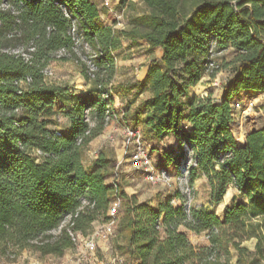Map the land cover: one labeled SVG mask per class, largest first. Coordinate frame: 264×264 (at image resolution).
<instances>
[{"label": "trees", "instance_id": "1", "mask_svg": "<svg viewBox=\"0 0 264 264\" xmlns=\"http://www.w3.org/2000/svg\"><path fill=\"white\" fill-rule=\"evenodd\" d=\"M125 1L119 0V7ZM141 1L146 11L133 17L126 30L104 25L93 0H8L17 13L0 10V254L15 257L33 249L62 255L73 243L64 229L57 235L50 231L85 197L89 204L79 209L73 225L85 235L93 221L106 220L117 194L121 215L115 237L127 264H229L230 247L238 252L237 262L249 256L248 264H264V122L246 132L241 144L231 129L234 97L241 91L264 92V0ZM72 18L98 67L91 77L80 60L91 80L85 96L44 80L43 70L57 50L76 55L69 34ZM123 38L144 40L161 55L131 87L139 94L148 86L151 96L137 105L128 126L141 127L158 142L174 135L177 145L168 158L176 169L187 160L186 145L196 162L190 168L192 184L201 172L212 202L219 203L232 184L246 204L227 205L222 219L204 208H192L188 218L170 199L152 206L127 195L120 183L107 181L115 162L106 149L85 167L89 143L102 132L111 111L113 52ZM212 38L218 50L232 48L236 64L217 100L188 95L206 71ZM29 43L35 47L30 61L4 51ZM182 96L188 97L185 103ZM56 105L70 120L63 132L53 127ZM180 225L206 231L210 246H193ZM251 238L256 239L253 253L241 245Z\"/></svg>", "mask_w": 264, "mask_h": 264}, {"label": "rangeland", "instance_id": "2", "mask_svg": "<svg viewBox=\"0 0 264 264\" xmlns=\"http://www.w3.org/2000/svg\"><path fill=\"white\" fill-rule=\"evenodd\" d=\"M93 1L96 3L99 11L104 14V20L109 19L112 25H114V29H129L132 18L146 11V7L142 2L140 3L139 0H126L123 7H119L118 0H112V11L102 7V0ZM106 21L107 20H105V22ZM113 55L115 61L114 73L108 84L111 85L114 92L111 110L115 113L116 117L107 125L105 124L102 132L91 140L84 158V165L86 168H89L98 151L103 148L109 151L115 162L112 175L109 176L107 181H116L122 186H126V188L123 189L128 192L130 191L129 186H132L136 191L142 188L148 193L146 196L148 199L154 198L165 192L175 193L176 185L173 178H170L168 181H151L147 176L155 173L161 166L165 167L170 175L176 173V168L172 162L169 161L168 155L169 151L177 145V138L165 137L158 142L154 140L146 130H142L141 127H138L143 138L142 144L147 149V164L136 166L130 160V152L128 151L129 153L124 154V127L128 126L130 117L137 107L135 104L138 101L137 94H135V90L131 89V87L136 82H141L144 79V77L142 79L139 78L141 77L140 72L152 59L159 60L161 57L160 51L157 47L151 48L144 40L123 38L121 40V45L113 52ZM61 57H65V59L62 60L55 57V59L46 66V70L44 71L45 82L48 84L55 83L65 86L68 88V93H74L80 96L87 95L91 87V80L87 79L85 76L86 70L83 63L74 54H67ZM233 57L234 52L230 47L221 51L216 49L211 60L214 62L217 70L214 71L213 75L204 71L200 80L194 86H191L188 92L189 90H193L196 93L193 95L200 97L211 95V98L214 100L219 99L225 83L232 77L233 70L236 66V64L232 62ZM187 98L188 97L182 96V102L185 103ZM232 104L234 105L233 113L235 119L231 124V129L236 143L241 144L244 141L246 132L257 129L264 122V92L253 93L241 91L234 97ZM54 110H56V113L53 118L56 122L59 121L57 125L60 124L61 121L69 120L64 111L58 110L57 105L54 107ZM246 110H250L253 116H248L247 120L244 121V124L241 126L240 123H242ZM121 112L124 113L125 116H122ZM86 113L88 115V111H86ZM87 118L88 122L92 123L90 114ZM53 127L61 132L65 130L62 125H58L57 127L53 125ZM129 149L131 150L133 147H129ZM34 155H37V152H34ZM128 164H130L129 166L131 169H126V171L132 173V175L125 179V171L122 169L123 166ZM228 186H230V184ZM193 187L192 206L197 209L204 208L222 219L225 211L223 205L225 201H227L231 190H229L228 194L225 196L223 195L219 203H214L210 200V185L207 179L195 181ZM232 189L231 195L233 196L230 201L226 203L241 202L242 197L240 193L235 188ZM157 191L159 192L157 193ZM120 215L121 211L118 209V218ZM102 222L103 221L100 219L93 221L86 230L87 233L85 235L80 234L79 243L66 249L62 255H42L37 250L25 249L13 258L0 254V264H31V262L35 260L42 263L76 264L77 260L80 258V264H115L114 259L116 258H121V263L127 264L125 254L117 249L115 235L117 233L118 219L112 234L107 235L101 232L96 239L95 249L87 250L84 247L82 239L99 228ZM178 230L185 233L188 241L193 246L197 248L210 246V243H208V245H202L203 241L208 239L206 231L200 233L195 232L197 234L195 238V235L192 233L193 231L189 230L184 225H180ZM255 242L256 239L251 238L243 241L241 245L246 247L250 253H253ZM229 255V264H248L250 259L249 256H247L246 258H242L240 262H237L239 255L233 247L229 248ZM222 257L223 255H221V258Z\"/></svg>", "mask_w": 264, "mask_h": 264}, {"label": "built area", "instance_id": "3", "mask_svg": "<svg viewBox=\"0 0 264 264\" xmlns=\"http://www.w3.org/2000/svg\"><path fill=\"white\" fill-rule=\"evenodd\" d=\"M119 3V0H118ZM102 7L106 8L109 11H112L113 4L112 0H102L101 2ZM62 13L66 17H70L71 13L69 9L65 5H60ZM0 10H8L12 13H17V10L15 7H13L8 0H0ZM114 28V26H113ZM69 34L72 38L73 46L72 49L77 55V57L83 61L87 67L88 74L93 77L95 72L98 70V67L96 66L95 62L93 61V57L95 55L92 54V50L88 42L84 39L82 34L78 32V22L77 19L72 18L71 19V25L69 29ZM217 49V42L214 38L210 40V49H209V59L206 66V72L211 73L213 69L215 68L214 62L211 60V57L214 53V51ZM35 50L34 44L29 43L27 46L18 45L15 47H8L5 48L4 51L10 54H13L15 56L22 57L25 61H30L32 55L31 53ZM69 54L68 51L65 48H61L57 50L54 54L56 58H60L61 56H65ZM46 68V67H45ZM44 68V71L46 70ZM30 80L29 77L25 79V81H19L20 85H24L26 82ZM104 97H107L106 94H103ZM234 107V105L232 104ZM123 115V113L121 112ZM115 113L111 110L106 115L105 124L107 125L113 118H115ZM124 133H125V143H124V154H127L130 152V160L131 162L136 166H141L144 164H147L148 157L145 146L142 144L143 138L140 133L139 128H132L130 126L124 127ZM129 147H133V149H129ZM176 148V146H174ZM129 151V152H128ZM183 151L186 153L187 160L186 162L182 163L177 169L176 173L174 175H170L165 168H159L155 171V173L148 175V179L151 181H158V180H165L168 181L170 178L174 179V183L176 185V190L180 196H179V204L184 208V211L187 215V217H190V210L194 208L192 206V198H193V191H194V183L192 184L190 181V168L196 166V162L193 158L192 150L184 145ZM39 151H37V154ZM221 161H223L224 156H222ZM173 201H171L172 203ZM80 207L76 209L74 213H67L59 226L55 229H53L51 234L57 235L61 232L62 229L66 231L69 238L71 239L73 245H76L80 241V233L73 229L74 225V219L78 214L79 209L83 208V206L89 204V200L85 197H82L80 200ZM121 204V198L115 194L113 198L111 199L108 211H107V218L102 222V224L99 226V228L95 229L91 234H88L86 237H84L83 245L87 250H93L96 247V239L101 234V232H104L107 235H110L114 232L116 222L118 219V209ZM54 231V232H53ZM13 258V255H10ZM81 258L77 260L76 264H80ZM115 264H122L121 258L114 259ZM31 264H53V263H42L38 260L32 261Z\"/></svg>", "mask_w": 264, "mask_h": 264}, {"label": "crops", "instance_id": "4", "mask_svg": "<svg viewBox=\"0 0 264 264\" xmlns=\"http://www.w3.org/2000/svg\"><path fill=\"white\" fill-rule=\"evenodd\" d=\"M140 1V3L142 2L141 0H139ZM99 16H100V19H101V21H102V23L104 24V25H107V26H114V25H112V23L109 21V19H105V20H107L106 22H105V20H104V14H102V12L100 11V14H99ZM109 21V22H108ZM231 48V47H230ZM232 49V48H231ZM146 67V70H147V67H148V65H146L145 66ZM145 73H146V71H145ZM145 73H144V76H145ZM143 76V77H144ZM140 79H142L141 77H139ZM193 88V87H192ZM193 94H196L193 90L192 91H190L189 90V92H188V95H193ZM222 94V93H221ZM221 94H220V97H221ZM198 95V94H197ZM151 96V90H150V88L147 86V88L144 90V91H142L141 93H139V94H137V99H138V101L136 102V106L138 105V103L140 102V101H143V100H145V99H147V98H149ZM140 100V101H139ZM187 114V112L185 111L184 112V115H186ZM57 122H59V121H57ZM57 122H56V124L54 125V126H64V128H65V130L66 129H68L69 128V126H70V120H67V121H61V123L60 124H58L57 125ZM182 125L184 126V127H186V128H188L189 126H190V124H189V122L186 120V119H184L183 120V122H182ZM171 138V137H174L175 139H176V137L175 136H173V135H168V136H166V138ZM130 164H128V165H126V166H123V171H125V173H124V176H125V179H127V177H129L130 175H132V173H128L127 171H126V169L127 170H130L131 168H130V166H129ZM124 179V180H125ZM201 179H207L206 178V176L203 174V173H201V172H199L198 173V175H197V177H196V179H195V181H197V180H201ZM194 181V182H195ZM128 187V186H127ZM123 188L125 189L126 188V186H123ZM129 192L128 191H125L126 193H127V195H133L138 201H147V202H149L152 206H155L156 204H157V202H158V200H169L170 199V203H171V201H173L171 204L173 205V206H177L178 204H179V198L177 197V196H175V193H171V192H165V193H162V194H159V195H157V196H155L154 198H150V199H148L146 196L148 195V193L146 192V190H144V189H139V191H136V190H134L133 188H132V186H129ZM228 188V189H227ZM226 189V192H225V194H224V196L226 195V194H228V191L229 190H231V193H230V195H229V197H228V199H227V201H225V203H224V205H223V207L225 208L226 207V205H229L230 203H226V202H229L230 201V199L232 198V196L233 195H231L232 194V188H235L232 184H230V186H228ZM236 189V188H235ZM237 190V189H236ZM159 191H157V193H158ZM156 193V194H157ZM223 198V197H222ZM241 202L242 203H244V204H246V201L243 199V198H241ZM194 235H195V238H196V233L195 232H192ZM188 235V234H187ZM208 243H209V241H208V239H205L204 241H203V243H202V245H208Z\"/></svg>", "mask_w": 264, "mask_h": 264}, {"label": "bare ground", "instance_id": "5", "mask_svg": "<svg viewBox=\"0 0 264 264\" xmlns=\"http://www.w3.org/2000/svg\"><path fill=\"white\" fill-rule=\"evenodd\" d=\"M248 116H251V117L253 116V113H252L250 110H246V111H245V114H244V116H243L242 123H240L241 126L244 124L243 122L247 120V117H248ZM241 126H240V127H241Z\"/></svg>", "mask_w": 264, "mask_h": 264}]
</instances>
